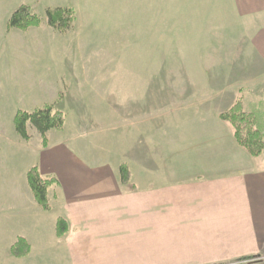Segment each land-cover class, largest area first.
<instances>
[{
	"label": "crops",
	"instance_id": "1",
	"mask_svg": "<svg viewBox=\"0 0 264 264\" xmlns=\"http://www.w3.org/2000/svg\"><path fill=\"white\" fill-rule=\"evenodd\" d=\"M205 3L196 11L201 16L193 27L202 29L206 18L212 23L209 25L225 20L230 30L246 32L245 45L254 70L227 76L223 71L214 72L212 84L197 89V105L193 103L201 109L202 121L168 117L146 127L132 123V137L125 142L119 129L125 115L116 101L101 96L86 113L78 105L81 98L74 94L72 78V85L65 84L70 87L67 95L59 99L53 72L32 69L22 74L18 85L28 87L26 106L34 110L56 103L62 112L77 110L78 114L70 115L74 118L68 122L69 132L66 125L48 132L47 147L40 136L41 146L35 153L40 173L56 178L61 193L62 216H56L49 229L43 225L44 212L49 211L39 210L30 187L25 190L30 201L21 217L25 226L39 217L40 227L26 235L2 229V217L10 214L3 215L0 191V237L7 238L10 253L21 237L31 246L30 254L23 258L27 264H264L263 154L251 157L236 143L230 124L220 119L238 100L246 111L247 103H264V0ZM229 42L230 52L240 49L237 40ZM44 97L49 99L43 101ZM151 109L163 113L171 107L162 103ZM146 133L153 134L143 139ZM157 136L164 138L157 142ZM14 137L15 146L28 149L31 139ZM0 152L14 157L9 147ZM187 155L196 156L194 164L188 165ZM178 159L180 168H174ZM4 160L9 168H0V179L14 191L18 172L27 177L34 165L23 168L22 173L8 157ZM122 164L131 173L126 186L120 181ZM10 200L9 193L3 205L8 208ZM19 202L12 204L15 212L22 206ZM60 217L69 224L68 233L61 238L56 235Z\"/></svg>",
	"mask_w": 264,
	"mask_h": 264
},
{
	"label": "rangeland",
	"instance_id": "2",
	"mask_svg": "<svg viewBox=\"0 0 264 264\" xmlns=\"http://www.w3.org/2000/svg\"><path fill=\"white\" fill-rule=\"evenodd\" d=\"M22 5L30 6L32 12L41 17L42 24L28 31L8 30L12 14ZM203 5H207L205 0H0V151L9 147L14 152V157H4L0 152V168H9L4 160L7 157L22 173L23 168L40 163L35 154L41 146L38 131L28 126L31 142L27 150L15 146L14 137L17 136L14 127L16 112L33 110V106L23 103L28 87L18 85L22 74L32 69L53 72L52 78L59 83V99L65 98L70 89L65 84L72 85L71 78L75 80L74 94L80 96L78 105L84 107L86 113L88 106L101 96L116 101L125 115L122 114L125 121L119 126L125 142L132 137V123L140 122L141 127H146L154 120L163 122L168 117L202 121L201 109L196 106L199 96L196 93L197 89L205 90L212 84L214 72L223 71L227 76L229 72L249 74L254 70L245 45L246 32L230 30L225 20L209 25L212 23L206 18L202 29L201 26L193 27L197 16L198 19L201 16L196 11ZM62 7H72L77 13V22L67 34L50 27L46 15L47 9ZM181 24H186L187 29L181 28ZM233 39L237 40L240 49L230 52L229 41ZM48 99L44 97L43 101ZM162 103L170 104V112L151 109V105ZM246 109L255 115L257 127L264 136V103H247ZM63 113L66 132H69L68 122L74 118L70 115H75L77 110L70 112L67 109ZM228 126L233 130L231 125ZM147 134L153 133L143 134V139L148 138ZM155 134L159 135V132ZM163 138L157 136L155 139L159 142ZM195 157L186 156L188 165L194 164ZM179 159L174 168H180ZM18 176L20 179H17L14 191L0 179L3 215L10 214L2 217L1 228L9 229L8 233L13 235L16 231L26 235L31 229L39 228L40 221L39 217H33V225H23L22 210L30 201L25 192L29 185L25 173L20 176L18 172ZM57 187L55 185L48 191L49 213L39 209L45 213L44 229L50 228L56 216H62L61 193ZM9 193L12 200L7 208L3 204H6ZM16 201L22 205L18 212H15ZM28 262L14 258L7 238L0 237V264Z\"/></svg>",
	"mask_w": 264,
	"mask_h": 264
},
{
	"label": "trees",
	"instance_id": "3",
	"mask_svg": "<svg viewBox=\"0 0 264 264\" xmlns=\"http://www.w3.org/2000/svg\"><path fill=\"white\" fill-rule=\"evenodd\" d=\"M46 15L49 26L61 34H67L77 22L76 10L72 7L49 8ZM41 24V17L33 13L30 6L22 5L12 14L8 23V30L28 31L30 28L39 27ZM220 119L231 125L236 143L246 150L251 157L258 158L263 154L264 136L257 127L255 115L244 109L241 100H238L229 111L221 114ZM65 120V114L57 108L56 103L47 104L32 111L18 110L14 117V127L21 139L29 141L31 137L28 126H33L42 137L43 147H47L48 132L63 129ZM27 181L39 207L44 211H49L48 191L51 187L58 185V180L54 177L43 176L38 166H33L27 173ZM120 181L125 186L131 182V173L126 164L120 166ZM68 231L67 220L60 217L56 223L57 237L65 236ZM30 252L31 246L21 237L11 247V255L17 259L27 257Z\"/></svg>",
	"mask_w": 264,
	"mask_h": 264
}]
</instances>
